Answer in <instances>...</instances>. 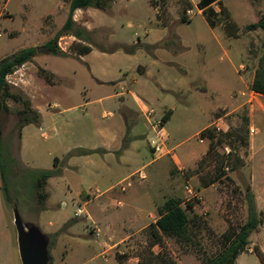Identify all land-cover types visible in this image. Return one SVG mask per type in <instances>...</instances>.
Returning <instances> with one entry per match:
<instances>
[{
	"label": "crops",
	"instance_id": "crops-1",
	"mask_svg": "<svg viewBox=\"0 0 264 264\" xmlns=\"http://www.w3.org/2000/svg\"><path fill=\"white\" fill-rule=\"evenodd\" d=\"M10 1L0 0V24L4 20L14 22L17 12L20 10L23 12V17L19 18L20 28L6 29L3 27L8 37L13 38L22 32H26L28 4L23 0H14L12 10H9ZM253 1L257 4V9L254 11V21L248 24L257 22L264 15V6H262L264 0ZM35 2L41 4L45 9L43 15H40L37 21L38 30L43 32L54 26L56 33L68 16L69 0H35ZM198 2L199 0H112L107 11L89 7L76 9L73 12L72 19L75 24L88 32H92L91 35L97 30H105L107 32L105 40L108 43H117L127 47L136 46L137 48L159 44L158 47L151 49L152 57L156 58L155 63L156 60L163 62L158 58H161L163 52H167L169 49L188 50L193 47L199 48L202 54L197 64L201 67H198L197 73L194 75L193 86L190 87L189 85L187 92H195L200 96L194 98L196 100V110L193 112L188 108V101L186 102L184 95L181 94L182 87L171 85L177 80L166 79L164 81L154 77L152 80L157 86V93L150 92L152 96L146 98L140 97L132 91L130 84L124 87V84L128 82L125 75H121V70H118L116 75L113 70H109L110 74L107 76V73L101 70L97 71L93 70L92 67H88L92 79L98 85L113 83V87L120 86L119 92L110 95L111 98L120 99L116 105L118 116L106 126L94 127L92 125L90 132L87 128V135L79 143L73 144L62 152L65 155L64 153L75 149H84L95 150V153L72 156L64 162H62L63 159L56 157L59 160L58 166L61 167V174L47 180L45 187L47 195L43 202V209L35 214L36 220L29 222L37 226L47 236L49 258H52L50 254L51 246L52 249H55L60 245H64V242H67L68 239L86 235L83 231L84 228L86 229V225L82 223V219L75 216V211L73 217L56 214L51 200L60 192H64L65 196L69 197L72 202L82 201L84 205L98 199L96 205L99 209L97 218L91 216V214L90 216L87 215L89 217L87 220L91 222L92 226L87 228L86 231L95 238L104 232L103 230L109 233L107 239L104 238V243H102L103 250L122 245L123 242L142 233L146 236L147 228L155 223L164 204L169 200L179 201V198L182 197L183 181L180 175L181 171L196 166L197 162L206 154L209 141L202 138V142L198 141L201 144L200 146L185 150L181 156L183 161L177 156H170L172 169L153 170L146 174L144 172L145 167L154 161L151 157V160L144 162L146 160L145 151L151 153L147 141L152 134V130L145 117V111L149 107L162 112L168 111L169 117L166 124H170L173 120H177V123H179L183 116L185 117L189 113L194 114L195 121L201 124V127L193 135L195 137L205 128H211L212 123L216 120H220L223 128L226 129L229 117L234 112L244 108L245 117L248 120V185L254 197L256 211L264 213V95L255 93L250 89L259 58V56L255 58L252 51L261 49L260 44L264 40V31L261 29L244 30V27L248 24L237 23L239 15L227 8L225 0H219L218 3L215 2L211 5L216 13V24L212 27L206 21L202 10L198 9ZM20 4L24 5L26 9L21 8ZM221 8L224 9L228 22L232 24L230 29L224 27L223 16L219 14ZM189 10L192 12L191 15L187 14ZM182 17L183 19H181ZM183 26L188 28L183 29ZM65 38L70 44H86L71 35H66ZM31 46L38 45H26L24 48ZM91 48L90 52L93 50L99 51L94 45H91ZM135 51L136 48L133 53H126L122 50L100 52L108 55L109 58L123 60L133 58ZM218 53H223L227 57L228 66H214L213 63L212 66H209L208 61H211ZM45 56L50 55H39L32 62H28L14 71L16 73L22 72V77L19 79L21 84L15 82L14 86L20 88L29 96L32 108L40 114V124L38 126L28 124L20 132L18 157L20 162L30 170H52L54 168L53 166L47 168V165H40L39 162L42 161L39 154L28 158V151L35 149L33 143L34 132L31 127H36L34 131L43 130L42 127L45 122H50L51 117H53H47L45 112H52L59 108L57 104L56 109L49 110L46 109V105L41 108L35 102L40 97V92L51 91L63 81L64 77V75L47 66L46 62H42ZM79 57L84 58L83 55ZM236 60H243L244 62L240 65V69L235 67ZM34 63L54 75L53 83H46L42 78L33 75V71L32 73L28 72L29 65L35 68ZM202 65H208L205 66V71ZM180 66L182 65L180 64ZM182 67L186 69V67ZM187 69L184 72H187ZM230 70L237 77V86L236 84L232 86L233 78L232 74L229 73ZM134 74L139 79H144L148 75V69L139 64ZM133 83H136L134 78ZM248 89L250 91H247ZM104 98L100 97L96 101L101 103ZM146 105H149V107ZM61 111V113H65L68 109ZM103 116L107 117L109 115L103 111ZM142 119L148 127L146 131H141ZM43 137L44 139L48 138L44 134ZM45 161L47 164V158ZM139 171L142 172L143 178L138 177ZM238 172L242 173V169H239ZM198 175L197 173L192 176L190 181L197 187L196 194L204 199L201 205L203 209H207L209 212L208 225L215 231L220 226H223L224 229L225 225L219 220L215 210L216 205L211 203L212 199L216 197L210 190L213 185L200 186ZM128 178H130L129 186L121 191L117 184ZM145 180L147 184L144 187L137 188V191H131L135 181L140 184ZM89 184L94 187V192L90 188L87 189L86 186H90ZM65 190H68V192ZM138 193H141V195L136 197ZM121 195L123 199L119 200L118 197ZM117 202H120V205H117ZM182 204L183 202L180 201L179 205L182 206ZM114 208L121 210L113 211ZM193 210H195V207ZM58 217L62 219L55 225L52 220ZM125 217L129 224L128 227L123 222ZM69 220H73V222L59 232L60 228ZM12 223L13 220L7 209L0 182V264H15L16 233ZM112 226H114L113 229ZM261 227H264V223L253 233L258 234ZM105 236L106 233L104 232L103 237ZM115 237L117 238L116 242L112 241ZM159 247V244H155L151 248V253L157 255L158 253L155 250ZM130 253L126 246L122 251L117 250L110 253V256L119 264H138L139 255L136 257ZM116 256L120 257L121 260H117ZM242 256L243 253L237 257L236 263L237 261L240 263L247 261L245 258L241 259ZM177 263L180 262L178 261L175 264ZM256 263L264 264L258 257H256Z\"/></svg>",
	"mask_w": 264,
	"mask_h": 264
},
{
	"label": "rangeland",
	"instance_id": "rangeland-1",
	"mask_svg": "<svg viewBox=\"0 0 264 264\" xmlns=\"http://www.w3.org/2000/svg\"><path fill=\"white\" fill-rule=\"evenodd\" d=\"M13 1L14 0H11L9 2V10H12L11 7L14 5ZM24 1L28 4V14L26 15L28 23L25 24L27 27L26 32H22L16 37L9 38L6 31L3 29V27L6 29L20 28L19 18L23 17L22 10L17 12L14 22L4 20V22L0 24V60L19 51L26 45H42L51 39L55 33L54 26L50 27V30H45L43 32L39 31L37 28V21L40 15H43L45 11L41 4H37L35 0H23V2ZM225 4L231 12L239 15V17H237L239 19L237 20L238 24H248L254 21V11L257 9V4L253 0H225ZM20 5L21 8L26 9L24 5ZM185 28L188 27L183 26V29ZM106 35L107 32L105 30L95 31L91 35L92 44L107 50L111 49V47L117 43H108L105 40ZM262 43H264V40H262L260 44V50L257 49L252 51L254 52L255 58L259 56L258 62L264 57ZM60 45L65 49L63 52L67 53V57L69 58L45 56L42 62H46L47 66H50L53 70L64 75L63 81L51 91L40 92V97L35 101L41 108L45 105L47 107L49 103H56L59 105L57 110L48 113L42 109L47 117L53 116L50 122H45L42 127L43 130L34 131L36 127H31L34 132L33 143L35 144V149L28 151V158H32L34 155L39 154L42 161L39 162L40 165H47V168H51L54 158L59 157L62 160L67 153L63 155L62 152L70 148L73 144L79 143L80 140L87 135V128H89L88 131L90 132V127L92 125L94 127L106 126L118 116L116 105L119 103L118 101H120V99L111 98L110 95L119 92L120 86L113 87V83L102 86L98 85L95 80L92 79L88 67H92L93 70L97 71L101 70L107 73V76L110 74L109 70H113L115 75L118 73V70H121V75L124 74L128 82L124 84V87L130 84V89L132 91L140 95V97L146 98L152 96L150 92L154 94L157 93V86L152 80L154 77L163 79L164 81L166 79L177 80L171 85L182 87L183 91H180L181 94L184 95L185 101H188V108L193 110V112L196 110V100H194V98L200 95L195 92H187V90H189V85L190 87L193 86V82L195 81L194 75L197 73L198 67H201L198 66L197 61L199 57H201L202 52L197 47L188 50L169 49L167 52H163L161 58H158L165 63L157 60L155 63L154 61L156 58L152 57V51L142 46H140V48L136 47L133 58L130 57L119 60L120 58H109L107 57L108 55H104L97 50H93L89 54H83L84 58H80L79 56L82 55L78 57L76 55L74 56L75 51L69 50L71 44L67 39L60 41ZM211 61H208L209 66H212V63L214 66L229 65L228 59L223 53H218ZM236 61L235 67L240 69V65L244 62L243 60ZM139 64L148 69V75L144 79H139L137 75L134 76V72ZM180 64L186 67V69L189 68L187 72H184L186 69L180 66ZM34 66L35 68H32L29 65L28 72L32 73L33 71V75L38 76L37 70L40 66L35 63ZM202 66L205 71V66L207 67L208 65ZM46 71L49 72L48 70ZM229 73L232 74L231 76L234 79H232V86H235V84L238 83L236 80L237 77L233 71L231 72L230 70ZM21 77L22 72H13L12 76L8 77V79L6 78V84L13 93L21 91L29 98L20 88L13 85L15 82L20 83L19 79H21ZM133 78L136 80L135 84L133 83ZM247 91H250V89ZM100 97L105 98L101 103H98L96 100ZM83 106L85 109L82 108ZM147 107H149V105ZM21 108L22 105L20 103H16L12 100L7 99L2 101L0 104V124L2 128V139L7 146V151L12 160L8 176L9 202L6 201L7 209L11 219H13V207L15 206L22 221L29 223L36 220L35 214L40 211L42 202L38 199V192L33 186L32 171L26 168L18 157L19 138L17 113ZM63 109H68V111L61 113ZM103 111L106 112L107 115L112 116L104 117ZM244 116L245 111L244 108H242L229 117L227 120L228 127L226 129L224 128V130L217 132L211 127L218 134L228 132L227 135L221 136L223 143L217 145L213 153H211L204 162L199 164L197 171V166H194L192 169L188 168L181 171L183 195L179 198V201L183 202V207L187 202L194 205L195 210L189 212V217L191 218L194 214H198L200 219L197 220L195 224L189 225V240L187 242L176 241L173 238H164L162 245L157 248L155 252L160 251L163 253L164 257L175 263L179 261L180 263L177 264H207L221 251L223 245L222 234L236 231L246 220L247 212L244 192L246 187L249 186L247 176L249 158L247 151L248 146H246V130L242 124V118H244ZM141 122V131L148 130L143 119ZM200 127L201 124L195 121L194 114L191 113L187 114L185 117L183 116L179 123H177V120H173L170 124H166L165 122L163 126V132L166 136L165 143L166 146L172 150V153L171 155H165L161 158L154 159L151 164L145 167L144 172L148 174L153 170L162 171L164 169H172L173 165L170 162V156H177L183 161L181 156L185 150L201 145L198 142L197 136H193ZM43 134L47 135L48 138L44 139ZM145 152L146 160H144V162H147L151 160V157L153 158V155H151V153L149 154L147 151ZM46 158L48 160L47 164L45 161ZM222 158L224 166L227 169H224V167L222 170L219 166ZM229 161L230 164L236 166V168L230 169ZM239 169H242V173L238 172ZM197 173L199 174L198 179L203 178L206 182L213 180L214 176L218 175L211 184L213 186L210 190L216 195L211 203L216 205L215 210L217 211L219 220L225 225L224 229L223 226H220L219 229L217 228V231L212 229L208 225L209 212L207 209H203L201 205V202L204 201L203 197L196 194L199 198H191L186 192L185 187H189L195 193L197 192V187L190 181V178ZM146 182L145 180L138 184L137 181H135L131 191H137V188L144 187L147 184ZM86 187L94 192V187L92 185ZM65 191L68 192V190ZM140 195L141 193H138L136 197ZM118 199L122 200V195L119 196ZM97 200L98 199H95L91 203L84 205L82 201L76 203L72 202L69 197L65 196L64 192H60L52 198L51 202L54 205L57 215L73 217V212L76 211L77 208H84L85 212L79 219H82V223H85L87 229L91 227L92 224L87 220L86 215L90 216L91 214V216L97 218L99 211L96 207ZM63 202L66 204L65 207L61 205ZM134 204L138 205L137 203ZM112 210L120 211L121 209L114 208ZM261 218L262 223H264V213H261ZM61 219L62 218L58 217L52 221L57 225L58 221ZM123 222L126 227L129 226L126 217L123 219ZM113 228L114 226H112V229ZM86 229H83L84 234H86L85 236L68 239L67 242H64V245H60L55 249H52L51 246V264H119L110 256V253H114L117 250L122 251L126 246L133 256L137 257L139 253L146 254L145 247L148 238L142 233L141 235L128 239L126 242H123L122 245H116L109 249L106 248L105 250H109V254L107 255L109 259L107 260L106 258L107 261H103L99 254L104 249L102 243H104V238L107 239L109 233L103 230L106 236L103 237L104 232H102L95 238L89 235ZM248 240V246L241 257V259L245 258L247 261L241 263L239 261L236 263L235 261V263L258 264L256 263V257L264 263V227H261L258 234L252 232ZM112 241L116 242L117 238H113ZM14 252L15 264H20L16 240Z\"/></svg>",
	"mask_w": 264,
	"mask_h": 264
},
{
	"label": "trees",
	"instance_id": "trees-1",
	"mask_svg": "<svg viewBox=\"0 0 264 264\" xmlns=\"http://www.w3.org/2000/svg\"><path fill=\"white\" fill-rule=\"evenodd\" d=\"M112 0H69V13L66 18V21L62 27L54 34V36L49 39L46 43L38 46H31L27 48L20 49L19 51L4 57L0 60V104L4 100H12L16 103H20L22 108L18 111L17 117V129H18V138L20 139L21 129L28 125L40 124V114L32 108L29 98H27L21 91L13 93L9 86L6 84L5 77L9 74H12L22 65L32 62L33 59L39 55H50L57 57H67V53L63 52L58 46V40L62 36L71 35L82 41L86 44L72 43L69 47L70 51H75L74 56L86 54L91 51L92 38L91 33L86 29L78 26L72 19L73 12L76 9H86V8H95L102 11H107L110 7ZM219 0H199L197 3L198 9L202 10L206 21L210 26H215L216 24V13L214 12L211 5ZM223 16V24L225 29H230L232 24L228 22V17L225 15V11L221 8L220 13ZM183 19V17L181 18ZM255 29H261L264 31V15H262L257 22L248 24L244 27L246 31H252ZM159 44L145 46V49L151 50L158 47ZM101 52H114L117 50H122L126 53H133L136 46L127 47L121 44H114L111 49H104L102 47L95 46ZM262 48H264V43H262ZM37 74L42 78L46 83H53L54 75L50 72H47L43 68H38ZM250 89L260 95H264V57L258 62L257 69L255 71V77L251 84ZM169 117V112H164V123ZM242 124L246 130V146H248V120L244 116L242 118ZM228 132L224 134H218L212 128H205L199 133L201 138H206L209 141L208 150L206 154L197 162L196 171L201 162H204L207 157L213 153L217 145L222 144L221 136L227 135ZM19 149V146H18ZM94 150H84V149H75L68 152L64 158L63 162L72 156H82L95 153ZM59 160L57 158L53 161L52 170H31L32 171V182L35 190H37V197L42 202L46 199L45 187L47 180L52 177H57L61 174V167L58 166ZM228 163V160H227ZM12 160L7 151V146L4 144L2 139V128L0 124V182L1 190L4 194L5 200L9 202L8 197V176L11 169ZM230 169L236 168V166L231 165L229 161ZM219 166L222 168L225 167L223 163V158L219 163ZM218 175L214 176L213 180L206 182L203 178H199L200 185L202 187H208L211 185L215 178ZM40 190V192H39ZM245 202H246V220L244 223L239 226L236 231L226 232L222 234L223 245L222 249L218 255L211 259L207 264H235L237 257L245 251L248 246V239L252 232H255L258 227L262 224L261 213L256 211V206L254 202L253 194L250 191V187H246L245 192ZM180 201L169 200L164 204L163 209L159 212V216L154 224H151L146 230V236L148 238L146 242V254L139 253V263L138 264H175V262L169 260L163 256V253L153 255L151 253V248L155 244L160 246L163 243L164 238H173L176 241L187 242L189 240V225L195 224L197 220L200 219L198 214H194L191 218L189 217V212L193 210L194 205L190 202H187L185 206L179 205ZM73 220L67 221L59 230L63 231L67 226H69ZM257 251V250H256ZM117 260H121L120 257H117ZM51 264V258L49 261Z\"/></svg>",
	"mask_w": 264,
	"mask_h": 264
},
{
	"label": "built area",
	"instance_id": "built-area-1",
	"mask_svg": "<svg viewBox=\"0 0 264 264\" xmlns=\"http://www.w3.org/2000/svg\"><path fill=\"white\" fill-rule=\"evenodd\" d=\"M187 14L191 15L192 12L189 10V11H187ZM63 39H66L65 36H62L59 38L58 46L62 51H65V49L63 47H61V45H60V41H62ZM10 76H12V74L7 75L5 77V80H6V78L8 79V77H10ZM13 85H15V83H13ZM46 108L49 110L55 109V108H57V104L56 103H49ZM82 108L84 109V106ZM145 117L148 120L150 128L152 130V134L148 138V146H149L151 153L153 155V159H158V158H161L165 155H171L172 150L166 146V143H165L166 136L163 132L164 112L157 110L153 107H149L145 111ZM211 127L217 132L224 130L223 124L220 120H216L214 123H212ZM197 138H198L199 142H202V138L199 135L197 136ZM224 169H227V168L225 167ZM138 177L143 178L142 172H140V171L138 172ZM129 184H130V178L123 180L120 183H118L117 187L121 191H124L126 189V187L129 186ZM185 189H186L187 194H189L191 198L197 197L196 193L193 192L192 189H190L189 187H185ZM61 205H62V207H65L66 204L63 202ZM117 205H120V202H117ZM82 214H84V209L83 208H77L75 211V216L80 217ZM86 218L88 219L89 217L86 215ZM157 253L161 254L160 251H158ZM108 254H109V250H103L100 254V257L103 260H106Z\"/></svg>",
	"mask_w": 264,
	"mask_h": 264
},
{
	"label": "water",
	"instance_id": "water-1",
	"mask_svg": "<svg viewBox=\"0 0 264 264\" xmlns=\"http://www.w3.org/2000/svg\"><path fill=\"white\" fill-rule=\"evenodd\" d=\"M12 220L20 264H49L47 236L34 224L23 222L15 206Z\"/></svg>",
	"mask_w": 264,
	"mask_h": 264
}]
</instances>
